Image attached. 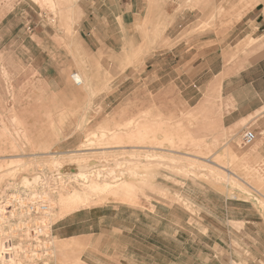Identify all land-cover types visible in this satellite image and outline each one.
<instances>
[{"label":"rangeland","instance_id":"rangeland-1","mask_svg":"<svg viewBox=\"0 0 264 264\" xmlns=\"http://www.w3.org/2000/svg\"><path fill=\"white\" fill-rule=\"evenodd\" d=\"M158 5L0 0V200L40 193L51 206L50 253L24 263L264 264V120L242 119V110L225 118L250 99L249 67L264 48V0H181L173 17L153 18ZM191 10L202 19L186 25ZM242 71L221 92L223 79ZM78 74L81 86L72 80ZM60 89L94 90L62 97L65 106L96 102L83 117L59 113L65 124L79 116L80 127L57 128L44 106ZM138 127L146 129L142 142L113 140ZM75 129L64 146L70 151L50 156L48 143ZM246 131L255 136L250 144ZM65 168L76 172L58 175ZM109 183L110 194L83 193ZM61 191L78 201L74 210L96 207L80 213L73 230L96 236L99 254L56 241L55 220L74 211L59 210ZM120 202L129 205L128 235L115 234L126 216Z\"/></svg>","mask_w":264,"mask_h":264},{"label":"crops","instance_id":"crops-1","mask_svg":"<svg viewBox=\"0 0 264 264\" xmlns=\"http://www.w3.org/2000/svg\"><path fill=\"white\" fill-rule=\"evenodd\" d=\"M178 1L181 0H159V5L157 7H154L153 9V18H156V16H164L166 15V17H173L174 16V12L177 6ZM164 3L166 4V6L164 5ZM164 6V7H163ZM162 7V8H161ZM148 11V8L145 9V14ZM185 13V17H186V21L185 24L187 25L188 23L193 24V19H195V17H197L199 14L195 12V10H191V11H184ZM188 19V20H187ZM190 19V20H189ZM199 19H202L201 15H199ZM264 21V20H262ZM261 23H257V25H261ZM120 25H122L121 21H120ZM258 28L256 27V30ZM235 31V27L229 28L227 29V31ZM205 32V30H202V32H200L202 35ZM209 32V31H208ZM263 35L258 36V38H263ZM212 41H202L201 44H206ZM264 42V41H262ZM185 45H183V47H190L193 48L196 45L189 44L185 41L184 43ZM215 43H211L210 45H203V48L206 46L210 47V46H214ZM179 45V44H178ZM177 46V45H176ZM264 45L262 44V47ZM202 48V47H201ZM129 49V48H127ZM264 49V48H263ZM263 49H261V51L259 53H261L260 55H258L259 53L255 54V59L252 61V65L249 67L250 68V73L252 74V77L249 78V82H248V87L250 89V99L248 101L247 105H242L240 104L239 107H234V110L232 112H230L228 115L225 116V118H227L228 116H230L231 114H234L235 112L242 110L244 111V116H241V118H246V117H251V119H255L254 123H257L261 120H264V51ZM124 52V51H122ZM121 52V53H122ZM127 53V52H125ZM121 56L123 54H120ZM105 56V55H104ZM108 56V55H106ZM81 58V55H80ZM88 62L90 61L92 62H97V58L96 56H88L87 58ZM245 71L240 72L237 75H232L228 78L223 79L222 83H221V92H223L224 87L227 83L228 80H231V78H234L235 76H238L242 73H244ZM75 85V84H74ZM82 83L79 85L81 86ZM77 86V85H75ZM79 91V90H78ZM84 91V90H83ZM94 90L92 89H88L87 91L85 90V94L82 93H70V94H66L63 90H56L55 92H51L52 96L48 95V98L46 100V103L44 104V106H46L47 111H49V113H51L52 115H54V119L53 121L58 122L56 124V127L58 128H62L67 129V127H75L77 124V127H80V117H76V118H72V120L68 121V123H62L65 121L64 119V115L59 114L62 112H72L75 113L76 111H78L79 115H82V117L84 116V114L81 112L83 111V109H87L88 106H93L96 104V102H92V103H86L85 99H83L84 101H81V103H78L79 100H77L76 102H72L69 105H64L62 103V100L64 98H62L65 95H73V96H90V95H94L93 92ZM228 95L225 96V99H227V102L229 99H233L234 102H236L235 97L233 95V93H227ZM239 108V109H238ZM82 109V110H81ZM85 109V110H86ZM89 110V109H87ZM61 122V123H59ZM77 122V123H75ZM78 131V129L74 132H71L70 134H68L65 138H63L61 141L59 142H55L53 144L48 143L46 150L48 151H52V152H61V151H66L69 152L71 148L69 147H64V146H68L66 143H70V140L74 138L76 132ZM66 135V134H65ZM79 146V145H78ZM77 146V147H78ZM74 148H72L73 150ZM76 149V148H75ZM264 172V170H263ZM78 201L74 200L73 198H71L68 202V204H64L63 209L62 210H67V209H73L75 207H77ZM119 207L120 209L125 208L126 210V216L124 218L121 219L122 223H124V228L120 227L119 229H115L117 230L115 234L118 235H128V229H127V225H128V214H127V209L129 208V205L123 202L119 203ZM100 208H105L107 206H111L110 205H100ZM253 207L252 205V210L253 208H257V205L254 204ZM96 209V207H84V208H80L77 210H74L68 214L65 215H58L57 219L54 222V227H53V234L54 237L56 238V241L58 242L59 245H63V246H69V245H76L78 247L81 248L82 250V255L83 254H99L97 249H94V243H96L97 241V237L96 236H92V233H85V234H80V233H75L73 230V226L74 224H76V220L77 217L80 213L82 212H91L92 210ZM119 208L118 206L116 207H112V210L117 211ZM122 212H120L121 215ZM254 214H258V211L254 210ZM103 222V220H102ZM264 223V221H262ZM256 220H252V224H256ZM89 230L91 229L90 226H88ZM76 235H85V236H76ZM79 250V249H78ZM102 255V254H100ZM103 256V255H102Z\"/></svg>","mask_w":264,"mask_h":264},{"label":"built area","instance_id":"built-area-1","mask_svg":"<svg viewBox=\"0 0 264 264\" xmlns=\"http://www.w3.org/2000/svg\"><path fill=\"white\" fill-rule=\"evenodd\" d=\"M75 77L72 80L78 86L80 83ZM254 139L251 131L242 136L245 144ZM21 190L24 193L25 189ZM24 195L12 194L10 199L0 200V226L3 225L0 227V264L37 262V256L45 259L50 253L51 232L46 220L48 203L40 194L27 192Z\"/></svg>","mask_w":264,"mask_h":264},{"label":"bare ground","instance_id":"bare-ground-1","mask_svg":"<svg viewBox=\"0 0 264 264\" xmlns=\"http://www.w3.org/2000/svg\"><path fill=\"white\" fill-rule=\"evenodd\" d=\"M73 77V76H72ZM75 79L76 80H78V82L81 84V83H83V78L81 77V75H76V77H75ZM73 83H74V81H73ZM75 84V83H74ZM79 84V85H80ZM78 85V86H79ZM99 130V129H98ZM124 130V129H123ZM3 132L2 133V135L1 136H3L4 137V135L6 134V127L5 128H3V130H1V128H0V132ZM121 133V131H119L116 135H114V138H113V140H119V141H121V140H123V139H127L128 141H132V142H135V143H140V142H142V139H143V137H144V135H146V129L145 128H137V129H135V130H132L131 132H128V133H125L124 132V134L122 135V134H120ZM1 134V133H0ZM141 148V147H140ZM59 152H53V153H49V155L50 156H52V155H55V154H58ZM152 161V160H151ZM77 175V174H76ZM72 176V177H77L78 178V175L77 176ZM81 175H83V174H80V176ZM233 175H235V174H233ZM82 177V176H81ZM25 179V178H24ZM112 179V178H111ZM80 180H81V178H80ZM36 182L37 181V179H36V177H34V178H30V179H25L24 180V182ZM112 181V180H111ZM87 182V181H86ZM86 182H83V183H86ZM105 183V182H104ZM34 184V183H33ZM28 185V184H27ZM113 185V184H112ZM114 186V185H113ZM113 186H111V183H109V184H104V185H102V186H98V185H94V184H92L91 186H88V187H86V190L85 191H83V193H86V195L88 194L89 195V192H88V190L90 191V194L92 193V194H94V193H97V192H101V193H105V194H110L111 192H112V190L114 189V187ZM40 194V193H39ZM57 199V201H56V205H58V207H59V210L60 209H63V205L64 204H68V200L70 199V195L68 194V192H65V191H61L59 194H58V197L56 198ZM77 199L79 200V205H81L80 204V202L82 201V200H80L81 198H80V196H77ZM48 203V202H47ZM48 206H49V212H48V215H47V217L49 218V215H50V212H51V206L49 205V203H48ZM0 241H2L1 239H0ZM4 242V241H3ZM11 264V263H10Z\"/></svg>","mask_w":264,"mask_h":264},{"label":"water","instance_id":"water-1","mask_svg":"<svg viewBox=\"0 0 264 264\" xmlns=\"http://www.w3.org/2000/svg\"><path fill=\"white\" fill-rule=\"evenodd\" d=\"M76 172V169L74 170L73 168H65L60 171H58V175H64V174H73Z\"/></svg>","mask_w":264,"mask_h":264}]
</instances>
